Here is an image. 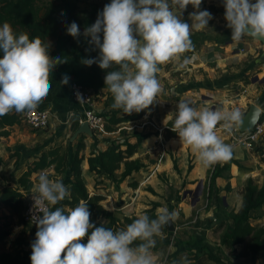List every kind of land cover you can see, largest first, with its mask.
Returning a JSON list of instances; mask_svg holds the SVG:
<instances>
[{
	"label": "clouds",
	"instance_id": "clouds-1",
	"mask_svg": "<svg viewBox=\"0 0 264 264\" xmlns=\"http://www.w3.org/2000/svg\"><path fill=\"white\" fill-rule=\"evenodd\" d=\"M172 3L185 10L190 0ZM200 4L201 0H195L194 8L199 9ZM224 8L232 40L240 41L246 35L264 40V0H224ZM189 18L191 25L171 10L169 0H111L105 5L95 23L85 29V35L99 49V58L84 59L82 63H98L105 70L119 66V71H108L105 76V85L114 96L113 108L131 114L153 104L161 91L156 76L158 65L192 51V30L207 28L213 17L207 10H198ZM68 34L78 37L75 22L68 27ZM0 50V116L12 110L30 113L48 96L52 87L49 76L60 58L53 60L49 45L39 37L30 40L27 33L17 36L7 22L0 27ZM190 62L185 58L180 67ZM68 82L65 75L61 83ZM76 96L78 102L84 100L81 94ZM243 117L238 108L198 111L190 101L182 100L177 104L174 129L197 154L202 166L209 167L232 156V145L217 135V125L223 122L221 127L230 132L242 125ZM255 119L254 115L252 124ZM35 191L38 194L32 197L33 209L42 216L35 217L38 230L31 245V264H155L151 251L156 245L154 237L176 218L175 212L160 208L156 219L140 215L126 230L113 232L90 223L85 200L67 211L62 207L49 210V206L70 195L60 179L52 180L41 172ZM89 230L87 243H79ZM137 240L142 243L133 246Z\"/></svg>",
	"mask_w": 264,
	"mask_h": 264
},
{
	"label": "rangeland",
	"instance_id": "rangeland-1",
	"mask_svg": "<svg viewBox=\"0 0 264 264\" xmlns=\"http://www.w3.org/2000/svg\"><path fill=\"white\" fill-rule=\"evenodd\" d=\"M62 2L63 0H37V4L43 9V11L50 5H60ZM252 2H255V0H252ZM110 3L111 0L80 1L78 4V15L80 19L78 24L79 33H85V29L87 28L83 24L82 16L97 13L98 17V14L103 11L105 5ZM169 4L171 10L189 25L192 24V20L189 18L190 14L194 11L207 10L211 13L213 18L209 21L207 28L202 30L193 29L191 32L192 44L199 53H195L194 50L187 51L181 54L178 59L174 58L164 64L158 65L160 72L159 74H156V76L160 81V84L162 85L163 80V84L170 88L171 84H174L173 82H170V80H173L183 89L182 92L190 89H207V84L196 82L198 80L193 75V72H191L192 70L189 69L193 68L192 64L195 56L200 55V58L202 59L204 58V54H207V49L213 47L211 54L216 57L210 59V63L216 71L214 72L216 76V82H214L216 86L215 88L223 91V94H221L222 99L218 98V100H215L213 98L220 95L217 93L219 92L217 90L205 91L203 93L205 99L201 100L199 104H204L207 108L213 110L222 109L224 111H229L233 108H238L243 114H245L249 110L253 100L255 99L259 102L258 96L264 92L261 91L264 89V84H262V82L257 81L256 83H252L255 77H258L260 80L264 78V76H262L263 71L258 70V67L255 68V61L259 59L263 53L262 44L247 35L240 41H234L231 39L232 30L227 26V21L225 20L224 0H201L199 9L194 8L195 0H190V4L185 10L180 9L179 6L171 4L170 2ZM97 17L93 21V24L97 20ZM136 38L139 39L138 36ZM102 40L103 34L101 33V42ZM49 49L50 52L55 49L54 39L49 40ZM185 58L190 59L191 62L184 67H180V64ZM224 59H227V61H224ZM202 61H205V59ZM226 63L227 66L224 65ZM258 65L262 66L264 63ZM119 70L120 68L118 65H113L112 68L106 70V73L108 71ZM206 73L205 70H202L201 72L200 69L197 70L198 75L206 76ZM208 90L211 89L208 88ZM175 97L178 98V102L183 100V96ZM106 100L107 96L106 94H103L96 99V102L105 106ZM155 108L156 105H154V109ZM102 111L104 110H101L100 113H102ZM157 117L155 110V115L150 116V114H148L141 121L136 123H124L120 128L123 127L128 134L132 133L134 130H138L150 133L154 138L159 137V135L164 136L166 130L161 127L160 120ZM222 124L223 122L217 125V135L224 142L230 141L233 143V147L237 148V154L242 163L245 162V165L254 166L255 171L249 176L255 181V183L262 186L264 184V138L253 146V148L248 149L238 143V126H234L232 130L228 132L221 127ZM25 128L30 127L25 125ZM47 129L41 131L45 132ZM176 131L177 130L174 129V131L169 132ZM73 134L74 132L69 133L63 131L61 134L63 135V142L56 146H69ZM169 135L170 133H168V136ZM122 136V131L117 130L111 141L117 140ZM77 140L78 139L70 145H74ZM59 142L60 141L58 140V143ZM151 156L153 155L147 154L140 158V160L146 159L149 163V157ZM214 165L215 164L208 167V175L207 173L206 176L203 175V179H188L184 181L183 185L175 178L168 179L167 174L162 172L158 180L154 178L151 180L150 184L145 180L142 185L138 187V190L136 189L137 192L139 191V194L135 201H133V197L136 196L135 191L131 190L130 192V190H128L130 194L128 192L129 197L126 199L130 198L132 204L129 205V203V207L119 213L122 215L121 217L126 216L130 218H138L140 215H157L158 208H154L155 204L160 205L162 208H167L169 212L176 213V218L173 221L176 229L175 232H170L172 235L168 238L163 231H161L159 236L154 237L156 243H160L164 239H167L168 241L166 244L161 245L158 248H162L163 252L161 257L157 260L159 264H167L172 260H176L178 264H196L195 259L193 260L191 258L193 253L192 250L197 249V251H199L203 246L213 248L214 250L220 249V256L223 258L225 264H264V259L249 249L250 240L236 246L235 250L220 247L221 237L233 224V221L230 219L231 215L237 213L242 206L243 194L246 186L237 185L234 181L237 175L236 173L235 176L232 174V179L229 181L232 187H234L233 191L231 190L228 192L224 190L225 188L221 190L216 189V187L212 188L209 177L210 173L213 171ZM235 171L237 170L235 169ZM54 174L55 172L52 170V172L48 174L49 178L52 180L58 179L52 178V175ZM120 174L121 173L119 172L117 175ZM59 179L64 185L66 184V176L59 177ZM247 180L248 178H246L243 183L244 185H246ZM200 181H203L201 194L196 204L192 206V195H188L184 198V194L185 192L195 191ZM226 183L227 182H224L225 185ZM122 186L123 188H121L119 183L115 191L125 189V183H123ZM1 187L2 183H0V191L2 190ZM104 189L105 191L107 190L106 187ZM34 192L36 191H32V193ZM178 192L181 193V202L176 204L174 200ZM110 193L112 194V192ZM118 194L123 195V193ZM29 195L30 194L26 195V198ZM119 198L120 197L118 196V203H120V206L122 207L125 202H122L121 200L125 199L121 198L119 201ZM221 199L224 203L221 202ZM62 201L56 205H51V211L61 207L67 211L68 207L62 206ZM107 202L108 203H103L102 205L107 211H112L107 209L106 205L109 208H112L110 205L113 203L116 204V202H113L110 199H107ZM97 223L104 226L101 220ZM252 224L256 227L264 228V208L259 213L252 214ZM37 230L38 229L22 224L18 216L0 202V253H12L21 246L26 250H32L31 245L35 241ZM199 236H202L204 240H202L200 244H196ZM85 237L83 239H86ZM20 243H22V245ZM173 249H177L178 253L175 254ZM172 252L174 254H171ZM210 264L215 263L210 261Z\"/></svg>",
	"mask_w": 264,
	"mask_h": 264
},
{
	"label": "trees",
	"instance_id": "trees-1",
	"mask_svg": "<svg viewBox=\"0 0 264 264\" xmlns=\"http://www.w3.org/2000/svg\"><path fill=\"white\" fill-rule=\"evenodd\" d=\"M80 1L83 0H63L60 5H50L43 11L37 4V0H0V27L7 22L17 36L21 33H27L30 40L39 37L45 45H49V40L54 39L55 49L52 52L49 49V54L53 60L60 58V62L55 64L49 78L55 76L62 80L67 75L69 82L64 85L70 89V93L71 84L76 82L93 91L96 99L106 94V110L100 113V116L106 120L105 131L109 133L116 132L124 123L142 120L153 110L154 101L147 109L138 113L127 114L123 109L112 107L114 96L105 85L106 70L101 69L98 63H94L91 66L82 63L84 59L88 58L98 60L99 49L90 42L91 38L86 36L84 32H80L78 37L75 38L68 34V27L73 22L77 25L79 24L78 4ZM169 2L173 4L172 0H169ZM82 17L84 26L88 28L92 26L97 13ZM2 58L3 51L0 50V59ZM21 122L22 117L12 111L0 116V143L3 138L10 135L8 128L19 125ZM71 126L73 132L79 128L80 115H73ZM121 131L123 136L117 140L110 141L105 150H97L92 147L89 157H86L83 153L86 149L84 142L87 138L86 135H81L74 145H70L71 142H69L70 144L67 147L59 145L43 151L37 157V160L20 176L15 187L9 184L0 191V202L17 215L22 224L30 226L24 222L23 213L26 205V195L32 193L30 189L31 179L36 176L38 181L40 172L53 170L55 174L52 175V178L66 176L65 185L68 186L70 195L66 196L62 201V206L74 208L81 200H85L90 212V223L100 227L101 225L97 222L105 220L108 223L104 227L111 229L113 232L126 230L127 226L137 218L121 217L117 213L107 211L101 204L105 200V196L101 194L90 195L83 177V163L87 161L89 173L98 176V179L103 178L114 181L116 188L119 183L128 180L130 188L138 189L143 179L141 171L145 165L140 159L134 158L139 153L142 143L149 139L152 134L142 133L137 130L130 134L124 129ZM171 135L178 137L177 132H171ZM234 154L232 150L231 158L215 163L209 177L212 188L216 187L219 179H230L227 174L230 173L233 165L238 167L242 173L252 171L243 167ZM2 164H4V160L0 155V167ZM174 164L175 169L178 170L175 160ZM192 168L193 166L190 165L189 171ZM119 172L121 174L118 180L117 174ZM97 184H100V182L97 181ZM225 190L228 192L232 190L230 183L227 184ZM179 192L174 200L176 204L181 202V193ZM221 202L224 203L222 199ZM158 206L155 204L154 208L156 209ZM263 208L264 184L260 186L250 178L244 189L242 206L237 213L231 215L230 219L233 224L221 237L220 247L235 250L236 246L250 240L249 249L264 259V228L256 227L252 224V214L259 213ZM149 217L156 219L157 215ZM162 231L167 238L172 235L169 232V225H165ZM90 235L91 230L87 233L86 239H82L79 243L86 244ZM167 242V239H164L160 243H156L151 250H157ZM140 243L142 241L137 240L133 246ZM20 244L22 245V243ZM220 251V249L214 250L203 246L196 253H192L191 258L198 260L201 256L206 255L215 264H225L220 256ZM31 255L32 250H26L21 246L12 253H0V264H31ZM167 264L178 263L176 260H172Z\"/></svg>",
	"mask_w": 264,
	"mask_h": 264
},
{
	"label": "crops",
	"instance_id": "crops-1",
	"mask_svg": "<svg viewBox=\"0 0 264 264\" xmlns=\"http://www.w3.org/2000/svg\"><path fill=\"white\" fill-rule=\"evenodd\" d=\"M193 50L195 51V53H199L197 49L193 48ZM207 50L208 52L206 55L204 54V58L201 59L200 55L194 57L193 59L194 62L192 64L193 68L189 69L192 70L191 72H193V75L198 80L196 82L197 83L203 82L204 84H207L208 85L207 89H190L182 92L183 89L179 87V85L175 83L173 80H170V82L174 83L171 84L170 88L167 85L165 86L162 80L161 91L158 94L157 98H155L156 101L154 100V102L156 103V104L154 103V105H156V108L154 109L153 107V110L149 114L150 116L155 115V110H156V115L158 116L157 118L160 120L161 127L164 128V130L166 131L164 136L159 135V137L154 138V136L152 135L149 139L145 140L139 148V153L135 157L136 159H140L147 154H151L154 156V157L153 156L149 157L150 160L149 163L146 159L141 160L145 166L141 171V175L143 179L139 187L142 185V183L145 180H147L149 184L151 180L154 178L158 180L162 172L167 174L168 179L175 178L179 180L182 185L185 180L188 179L201 180L204 178L203 175L206 176V173L208 175V171H207L208 167L202 166V164L199 162L197 158V154L192 151V148L187 144H184L180 140L179 136L174 137L173 135H171V132H169V131H174L173 129L174 119L177 110V104L179 103L177 101L178 98L175 96L178 97L183 96L182 97L183 100L190 101L192 106L199 111L202 110L203 108H207L206 105L199 104L201 100L205 99L203 93L205 91L217 90V88H215L216 86L214 83L216 82L215 80L216 76L214 73L216 71L210 63L211 62L210 59L216 56H213V54H211V52L213 51V47H210ZM203 59H205V61H202ZM224 61H227V59H224ZM257 61L258 59L255 61V68L258 67L259 68L258 70H262L263 71L262 76H264V65L259 66ZM224 65L227 66V63ZM198 69H200V72L202 70H205V72H207L206 73L207 75L206 76L198 75L197 74ZM159 72L160 69L157 72V74H159ZM49 79L52 85L51 90L48 96L44 98L42 101H40L36 108L49 110L52 113L53 120L51 123V127L45 130V132L41 130H35L32 128H25L26 124L22 120L21 124L8 128L10 135L6 138H3L0 143V155L4 160V164H2V166L0 167V183H2L1 189H3L6 185L9 184L12 187H15L20 176L28 169V167L35 160H37V157H39L43 151L58 144H62L63 142V135H61L62 132L63 131L69 133L73 132L71 126V120L73 115L78 114L81 117L83 113L88 109V107L80 105L75 101H73L71 97L70 89L64 84H62L59 78L53 76L50 77ZM262 84H264V82H262ZM208 88L211 90H208ZM217 91H219L217 93L220 95L215 96L213 98L215 100H218V98L222 99L221 94H223V91L222 90H217ZM261 91L263 92L264 89ZM258 100L259 102L254 99L253 103L258 105L260 108H264V92L258 96ZM101 110H106V106L96 102L95 111L97 113H100ZM12 112L17 113L15 110H12ZM17 114L22 117L24 112ZM139 121H135L131 123H136ZM121 130H123V127L119 128L118 131ZM139 132L147 133L143 131H139ZM168 133H170L169 136ZM114 134L115 132L109 133L104 131L102 133L101 132L96 133L94 138L86 136L87 138L84 140L86 149L83 152L85 156L86 157L90 156L92 147H95V149L97 150H105L108 143L114 138L113 137ZM58 140L60 141L59 143ZM225 143L232 145L233 151L235 153L234 154L235 158L243 165V167H245L247 170H252L251 172L246 171L242 173L240 172L238 167L233 165L231 167L230 173L227 174L230 177V179H232L231 177L233 175L235 176V174L237 173L234 181L237 183L238 186H246L248 180L251 178L249 175L255 171L254 166L245 165L244 164L245 162L244 163L241 162L237 154V148L233 147L232 142L225 141ZM174 160L177 162L178 170L175 169ZM190 165L193 166L191 171H189ZM235 169L237 171H235ZM83 177L87 184V188L90 195L101 194L105 196V200L101 204L108 203L107 199L116 202V204L113 203L112 205H110L112 208H109L106 205L107 209L112 210L110 212L119 214L120 212H123L126 208H128L129 205L132 204L130 198L126 199L127 197H129L131 190H134L129 187L128 180L123 182L126 185L125 189L115 191L116 183L114 181L105 180L103 178L98 179V176L89 173L87 161L83 163ZM246 178H248V180L246 185H244L243 183L245 182ZM119 179L120 176L118 175V180ZM230 179L229 180L225 178L219 179L216 185V189H220V190L224 189L227 186ZM31 180L32 181L30 184V189L34 191L38 184V182L36 181V176H34ZM97 181H99L100 184H97ZM224 182H227L226 185L224 184ZM123 183L122 182L120 183L121 188H123L122 186ZM105 187L107 188L106 191L104 189ZM231 188L233 191L234 187H232V185ZM128 190H130V192ZM137 190H134L136 196L133 197V201H135L138 198L139 191L137 192ZM110 192H112L113 195ZM118 193H123V195H119ZM118 196L120 197L119 201L121 198L128 200V201L121 200L122 202H125L122 207L120 206V203H118ZM157 208L160 209L162 207L159 205ZM119 215L122 216L121 214ZM101 222L102 224H104V226H106L108 223L105 220H101ZM202 240H204L203 237L199 236L196 244H200ZM173 250L175 254L178 253L177 249H173ZM151 251L154 254L155 264H159L157 260L159 257H161L163 253L162 248L156 251L155 250H151ZM173 252L171 254H174ZM192 252L196 253L197 249H193ZM195 261L196 264H210V260L206 255L201 256L198 260Z\"/></svg>",
	"mask_w": 264,
	"mask_h": 264
},
{
	"label": "built area",
	"instance_id": "built-area-1",
	"mask_svg": "<svg viewBox=\"0 0 264 264\" xmlns=\"http://www.w3.org/2000/svg\"><path fill=\"white\" fill-rule=\"evenodd\" d=\"M77 93L82 95L84 99L83 101L78 102L76 96ZM71 94L75 102L88 107V109L80 117V125L84 122H88L95 134L104 132L106 120L95 111L96 95L94 92L76 82H73L71 84ZM261 109L262 113L260 120L255 128L247 133L239 132L238 143L248 149L253 148V146H255L260 140L264 138V108ZM22 120L28 127L32 129L44 130L51 126L53 115L49 110L35 108V110L31 111L30 113L24 112ZM42 172H45L48 175L50 172H52V170H44ZM37 194V192H34L26 198V205L23 214L24 222L34 229H38L35 217L37 215L42 216V212L36 213L33 209L32 197ZM49 210H51L50 206Z\"/></svg>",
	"mask_w": 264,
	"mask_h": 264
},
{
	"label": "water",
	"instance_id": "water-1",
	"mask_svg": "<svg viewBox=\"0 0 264 264\" xmlns=\"http://www.w3.org/2000/svg\"><path fill=\"white\" fill-rule=\"evenodd\" d=\"M251 38H253V37H251ZM253 39H255V38H253ZM255 40L259 41L263 46V53L261 54L260 58L257 61L258 64H263L264 63V40H260V39H255ZM257 81L264 82V79L260 80L258 77H255L253 79L252 83H256ZM261 113H262V109L258 105L252 103L249 107V110L244 114L242 125L238 126L239 132L240 133H247V132L252 131L255 128V126L259 123ZM254 115L256 116V119H255V122L252 124L251 120H252ZM81 135H86V136H89L91 138L95 137V133L91 129L88 122L82 123L79 126V128L74 132V134L70 140L71 143L74 142ZM202 186H203V181H200L198 183V187L196 188L195 191L185 192L184 198H186L188 195H190V196L192 195V197H193L192 206H194L196 204V202L198 201L200 194H201ZM168 225H169V232H172V233L175 232L176 229L174 227V222H171Z\"/></svg>",
	"mask_w": 264,
	"mask_h": 264
}]
</instances>
